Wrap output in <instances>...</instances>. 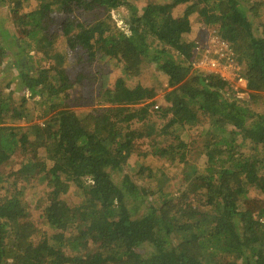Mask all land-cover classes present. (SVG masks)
<instances>
[{
  "label": "trees",
  "instance_id": "1",
  "mask_svg": "<svg viewBox=\"0 0 264 264\" xmlns=\"http://www.w3.org/2000/svg\"><path fill=\"white\" fill-rule=\"evenodd\" d=\"M27 1L0 0L27 29L19 36L0 13V69L14 46L18 63L30 47L54 65L17 68L22 88L49 108L43 126H18L35 117L30 101L9 90L11 81L0 88V264H264V0H37L21 15ZM56 4L94 11L89 22L62 24L70 50L91 61L100 53L121 70L112 86L95 89V107L82 116L64 105L77 80L55 51L63 35L53 28ZM121 8L122 26L112 18ZM207 29L231 48L248 96L196 67L210 47L199 42ZM149 68L161 80L142 85ZM186 129L200 130L199 141L184 140ZM208 133L216 140L191 162ZM149 154L184 164L178 190L160 188L159 171L139 162ZM15 155L19 178L10 184L13 174L1 170ZM17 181L45 185L27 202ZM71 188L75 206L60 198Z\"/></svg>",
  "mask_w": 264,
  "mask_h": 264
},
{
  "label": "rangeland",
  "instance_id": "2",
  "mask_svg": "<svg viewBox=\"0 0 264 264\" xmlns=\"http://www.w3.org/2000/svg\"><path fill=\"white\" fill-rule=\"evenodd\" d=\"M137 5L139 7H143L145 3L141 1L138 2ZM38 7H39V2L37 0H29L24 4L22 8V12H20V14L21 15L28 14L31 11L36 10ZM64 7L63 6L61 7L59 4H56L53 7V10L55 9V11L59 12L60 14L59 18L54 19L55 24L53 25L54 26L53 28L58 29L63 34L60 36L58 42L56 43L55 51L57 53L59 52L60 54L64 55L65 60L63 64L67 74L71 77L73 81L77 80L76 81L77 85L68 92L70 94V97L69 100H65L64 105L69 106V108L74 110L79 116H82L86 114L88 111H90V109L95 107L94 104H92V97H94L93 94L94 92H96L95 89L97 90L99 86H101L102 84H106L107 86H112L115 83L116 79L120 76L121 70L115 69L114 61L112 59L102 56L100 53H97L94 60L91 61L90 55H88L87 52L83 51L84 49L79 47L76 50L73 51L70 50L68 39H66L67 36L69 35L64 33L62 30H65V32L71 31V29L66 28V26L67 24L72 23L71 22L72 20L75 25L80 23H85V21L89 22L94 16V11H88L86 13H83V11H81V9H79L77 6H75V8H72L71 11L67 10L69 6L68 7L64 6ZM8 8H9L8 4H4V5L0 4V13L2 15L9 14V16L12 18L13 21L12 28L14 29L15 32L18 33L19 36H21L22 33L26 32L27 29L22 27L20 24L16 23L15 21L16 15H14L13 9L11 8L8 9ZM63 9H65L66 11ZM182 9H183L182 6H178V8L174 10V12L176 13V15L177 14L179 15L181 14ZM56 12L55 14L57 15ZM122 15L124 16L127 15L126 10L122 8L112 13L113 20H115L117 24L120 26H122V23L124 21L122 20ZM198 20H199L198 14H195L190 18L192 24V31L194 34H196L195 31L199 27L202 28L200 26V23L197 22ZM64 22H68L65 24L66 26L62 25ZM6 29H8V27H6ZM202 34L204 35L205 38L199 41L200 44L203 45L209 43L211 50H218L222 47L220 44L222 41L217 36L215 29H207L206 31H203ZM8 48H7V57L5 59L4 67L0 69V88H3L6 83L8 84L11 81L12 85L9 90L15 91L18 96L19 95L25 96L30 101L28 103L27 110L28 113L30 111L34 113L35 117H31L32 123L30 121L29 122L21 121L20 123H18L19 124L18 126H22L25 131L29 125L40 124L41 126H43L45 119H41L39 117L45 113L47 114L49 108L47 106L39 105L38 102L40 98L38 96L32 98L29 91L27 89L22 88L23 86H21L20 84L19 72L17 71V68L20 69L19 71H22L24 67V63L29 66H34L35 70L40 68V66L44 68H49L52 65H54V62L46 61L43 59L41 60L40 54H37L36 53L37 51L34 48L29 47L27 53L29 54V56L32 57V59L29 58L28 56L23 60V62L18 63L19 62L18 60L22 59L21 58L22 55L19 56L15 46L13 47V49H8ZM203 53H204L203 57L207 56V54L205 55V52ZM151 72L152 70L149 68L139 78V82L142 85L151 86L153 84H156L157 81L161 80L160 77L156 81V78L152 75ZM79 73L84 75V78L82 80L79 77ZM223 73L229 76V78L233 77L232 74L229 72H223ZM234 90L236 89L234 88ZM163 94H164L163 92H159V95L157 97V100L161 102L160 104H163V99H162ZM55 104H58V101H56ZM200 134L201 131L198 129H192V130L186 129L181 132V136L187 142H193L194 140L199 141ZM167 139H169V136H167L166 138L164 137L160 141V144L166 142ZM214 139L216 140V138L212 136V134L210 133L206 134L202 139L203 142H201V144L200 143L197 144L195 148L193 147V151L189 156V158H191L190 161L200 164L202 155L198 153L197 148L203 147L204 144L214 141ZM39 154L41 161H48L49 155L48 153H46L45 149H41ZM175 158L180 160V155L176 156ZM21 159L22 157L20 155L17 156L15 155L12 161L10 162V164L6 166V168L1 170V172L5 176L13 174V176L11 175L8 179L10 184L15 179L19 178L18 174H19V166L21 165ZM139 162L148 168L159 171L158 175L161 176L159 183L160 188L166 191L175 192L176 188L178 190V188L180 187L178 178L182 176L184 164H179L177 162L172 163L170 161L166 162L161 160L157 156H153L152 154H149L148 157L146 158H141ZM175 177L178 178L176 179ZM44 185L45 184L43 185L39 184L38 187L36 188V183H33L32 186L31 185L25 186L23 182L17 181V190H21L22 192H24L25 201L29 202L33 198H38V196L41 194L42 191L40 193L37 192L42 190L41 187H43ZM250 195L251 196L260 195V192H258V190L254 188H251ZM60 198L65 200L71 206H75L80 202L79 192L75 188H71L66 195H62ZM143 211L144 208L141 209V212Z\"/></svg>",
  "mask_w": 264,
  "mask_h": 264
},
{
  "label": "built area",
  "instance_id": "3",
  "mask_svg": "<svg viewBox=\"0 0 264 264\" xmlns=\"http://www.w3.org/2000/svg\"><path fill=\"white\" fill-rule=\"evenodd\" d=\"M220 44L222 47L218 50H211V47H208L205 50V55L207 54V56L204 55L205 57L196 62V67L210 73L219 74L223 79L232 81L234 84L233 88L239 90L238 96H248L247 82L244 77L239 74V67L234 64L233 52L225 42L222 41ZM223 72H229L233 77L229 78V76L225 75ZM240 89H242V91H240Z\"/></svg>",
  "mask_w": 264,
  "mask_h": 264
}]
</instances>
